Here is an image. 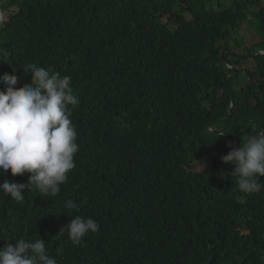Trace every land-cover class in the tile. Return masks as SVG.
<instances>
[{"label": "trees", "instance_id": "1", "mask_svg": "<svg viewBox=\"0 0 264 264\" xmlns=\"http://www.w3.org/2000/svg\"><path fill=\"white\" fill-rule=\"evenodd\" d=\"M242 23L264 50V0H2L0 74L21 87L35 63L70 76L80 103L60 193L26 189L17 203L0 191V247L41 238L58 264H264V176L241 192L221 159L264 131V56L237 79L226 67ZM77 215L100 224L80 246L59 232Z\"/></svg>", "mask_w": 264, "mask_h": 264}, {"label": "clouds", "instance_id": "2", "mask_svg": "<svg viewBox=\"0 0 264 264\" xmlns=\"http://www.w3.org/2000/svg\"><path fill=\"white\" fill-rule=\"evenodd\" d=\"M23 71L31 74V82L21 87H16L20 78L15 71L0 74L4 86L0 90V175L29 174L26 183L4 180L0 184V191L17 203L24 201L26 189L35 188L42 196H57L75 167L74 156L79 150L71 116L80 101L74 94L71 77L35 63L26 64ZM221 159L233 165L231 177H235L241 192L258 191L259 177L264 176V131L250 136ZM65 207L79 211V205L71 199ZM65 230L71 244L80 246L89 233L99 232L100 224L95 218L77 215L59 232L63 234ZM0 264L58 262L49 255L44 239L20 238L14 245L0 247Z\"/></svg>", "mask_w": 264, "mask_h": 264}, {"label": "rangeland", "instance_id": "3", "mask_svg": "<svg viewBox=\"0 0 264 264\" xmlns=\"http://www.w3.org/2000/svg\"><path fill=\"white\" fill-rule=\"evenodd\" d=\"M234 0H220V3L223 5L224 9L228 8ZM216 3V2H215ZM214 3L215 9H220L217 7V5ZM11 13H8V17ZM234 40H238L241 42V44L236 45L234 43ZM262 44V40L260 36L257 34V32L248 24L242 23L237 29L234 30L233 33L229 36V41L227 46L229 47V51L232 53L230 57H233L235 60H238V64L235 65H228L226 64V67L228 70H232L235 73V79L238 78V73H241L244 75V70L253 71L254 70V61L253 58L255 56H250L245 53L244 49H258L260 45ZM203 48L211 50V46L208 42H204L202 44ZM257 55L264 56V50H259L256 52ZM217 64H220V62H217ZM245 79H247L245 76H241L237 85L233 84V88L236 87L237 89L245 84ZM256 106V104H254ZM233 109V105L229 108V115L231 116L233 112H231ZM231 112V113H230ZM263 131V130H262ZM222 135V134H221ZM229 144L235 145L236 142H229ZM198 172L203 171L204 167H198L196 168ZM82 250H94V249H82ZM144 252L145 250H139ZM93 255L87 254V259L85 261H78L76 257H72V261L74 264H92L91 258Z\"/></svg>", "mask_w": 264, "mask_h": 264}, {"label": "bare ground", "instance_id": "4", "mask_svg": "<svg viewBox=\"0 0 264 264\" xmlns=\"http://www.w3.org/2000/svg\"><path fill=\"white\" fill-rule=\"evenodd\" d=\"M1 1H2V0H1ZM1 1H0V2H1Z\"/></svg>", "mask_w": 264, "mask_h": 264}, {"label": "water", "instance_id": "5", "mask_svg": "<svg viewBox=\"0 0 264 264\" xmlns=\"http://www.w3.org/2000/svg\"><path fill=\"white\" fill-rule=\"evenodd\" d=\"M1 1V0H0Z\"/></svg>", "mask_w": 264, "mask_h": 264}]
</instances>
